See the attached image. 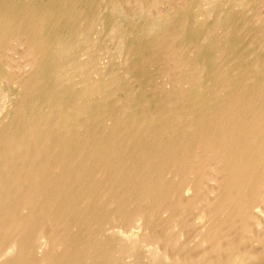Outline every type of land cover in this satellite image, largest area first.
<instances>
[{
	"label": "bare ground",
	"instance_id": "1",
	"mask_svg": "<svg viewBox=\"0 0 264 264\" xmlns=\"http://www.w3.org/2000/svg\"><path fill=\"white\" fill-rule=\"evenodd\" d=\"M0 264H264V0H0Z\"/></svg>",
	"mask_w": 264,
	"mask_h": 264
}]
</instances>
